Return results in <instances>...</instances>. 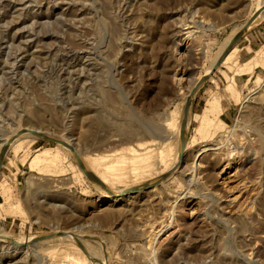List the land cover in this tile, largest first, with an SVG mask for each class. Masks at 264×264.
I'll use <instances>...</instances> for the list:
<instances>
[{
  "label": "rangeland",
  "instance_id": "1",
  "mask_svg": "<svg viewBox=\"0 0 264 264\" xmlns=\"http://www.w3.org/2000/svg\"><path fill=\"white\" fill-rule=\"evenodd\" d=\"M261 1H5L4 6L17 9L8 16L0 9V17L6 15L0 18V31L25 38L31 33L34 41L25 62H17L20 69L12 60L16 51L0 48L8 74L0 78V146L13 133L29 136L33 130L71 145L82 161L88 150L106 158L147 147L158 153L147 134L152 129L157 143L175 155L187 92ZM39 10L53 18L35 27L29 15ZM67 11L80 15L74 19ZM23 19L28 23L16 27ZM185 34L191 40L184 41ZM177 42L183 47L176 54ZM234 49V59L214 69L191 99L186 148L192 165L205 145L231 131L221 155H241L230 171L236 182L230 186L244 182L248 187L238 204L226 205L228 193L218 178L223 166L211 161L213 153L204 157V168L191 185L187 173L179 174L156 184V194L150 185L138 200L99 204L97 197L106 194L79 178L70 150L25 137L23 148L8 151L0 168V234L25 244L34 239L10 264H70L60 251L76 246L73 239L106 264H264V21L244 32ZM76 55L85 61L67 67L63 59ZM261 58V65L251 66ZM174 68L186 72L179 89L172 80ZM11 78L19 84L11 85ZM216 95L221 105L209 112L207 135L199 136L196 130ZM172 114L176 126L168 130L165 121ZM58 149L57 173L45 169L48 163L32 164L40 152ZM134 184L131 178L120 187ZM185 194L188 198L182 199ZM240 206H248L250 215L241 213ZM150 223L169 227L153 250L140 232L142 224ZM55 234L61 239L39 240Z\"/></svg>",
  "mask_w": 264,
  "mask_h": 264
},
{
  "label": "bare ground",
  "instance_id": "2",
  "mask_svg": "<svg viewBox=\"0 0 264 264\" xmlns=\"http://www.w3.org/2000/svg\"><path fill=\"white\" fill-rule=\"evenodd\" d=\"M8 0H0V9L4 8L7 10L6 14L8 16L9 10H15L17 7L14 5H5L4 2ZM264 5V0L261 1L260 6L262 7ZM259 6V7H260ZM26 8V7H25ZM259 9V8H258ZM67 16L73 17L76 19L80 12H74L69 13L66 12ZM254 16V15H253ZM6 15H2L0 18H5ZM29 18L31 19V22L33 23V26H40L47 22H49L53 17L51 15L43 14L40 10L39 13L30 14ZM96 19V18H95ZM252 19V18H251ZM249 20V22L251 21ZM28 20L23 19L20 20L19 23L16 24V27L22 26L24 23L27 24ZM264 21V9L261 12V14L257 17L253 25L250 27L244 26L241 28L237 35L242 33L244 31L245 33L250 31V29L256 27L261 22ZM248 22V23H249ZM247 29V30H246ZM0 34L2 36V39L4 42L0 44L1 50L4 52L15 50V56L12 58L14 59L15 64L18 66L17 69H20L22 65H20L17 62L24 63L23 60H25V57L30 53L33 46L34 38L32 37L31 33H28V37L21 36L19 34H12V32L7 29L0 31ZM244 33H242L243 35ZM236 35V36H237ZM186 40H191L190 34H185ZM235 36V37H236ZM234 37V38H235ZM233 38V39H234ZM30 40V41H28ZM233 41V40H231ZM232 43V42H231ZM226 45V47L223 49V52L219 55L218 59L213 63V65L209 68V70L206 72L204 76L201 78H198V80L191 86L189 91L187 92L186 98L191 97L192 91L199 86L204 81L208 80L211 76L212 71L217 67L220 58L224 54V52L229 48V45ZM175 45H173V48ZM182 45L177 42L176 48H174V52L177 54L182 49ZM83 49H81L82 51ZM225 50V51H224ZM2 52V53H3ZM237 53V49H234L232 53L225 59V63H228L234 59V55ZM63 61L66 63L67 67L70 68H76L79 66L83 61H85V57L82 55H76V56H66ZM263 62V58L257 59L256 63L254 64V61L252 62L251 66L254 67L261 65ZM20 65V67H19ZM221 65L218 67L220 68ZM5 66L2 65L1 59H0V78L1 76H7L8 74L4 72ZM7 72L10 73V70L7 69ZM173 76L172 80L175 83V86L179 89L181 85L184 82L185 78V70L183 68L173 69L172 70ZM11 85L19 84L17 81L15 82L12 78L10 79ZM178 95L181 96V91L178 92ZM186 100V102H187ZM185 102V105H186ZM221 105V97L218 95L214 96L213 99L209 102L207 110L204 112L202 116V121L200 127L196 130L197 134L199 136H206L207 132L210 128L211 120L209 118V112L215 111L216 108H218ZM183 119L180 122L179 130L177 132V136L180 137V147L178 151L174 154L171 153V150L168 145L163 146V144H158L157 140L158 138H155L153 136L152 129L151 132H148V135H152L149 137L150 141H152V146H158L159 152L157 153L156 150H151L152 147H147L145 150L137 151L134 149H128L126 151H123L121 154L110 156L108 158L101 156V155H92L90 153V150H88L87 155L85 156V160L82 161L81 156L79 153H77L76 149L72 147L71 145L67 144L64 141L57 140V144L61 146V148H66L70 150L77 161L78 167H76L78 171V176L81 180H86L95 185L96 187L100 188L105 196L97 197L96 202L99 204H121L124 202L123 200H138L139 198H142L144 194H147L145 192V189L149 187L150 185H154L151 190V194H156L157 192H160L159 186L156 184H159L163 179H167L169 177H176L179 174H186L187 173V183L191 185L193 182L195 175L198 174L200 169H203L204 166L202 165V161L204 160V157L206 155H209L213 153V159L211 161H217L223 166V169L218 174L219 178V185L223 186L228 193V196L226 198V205L231 207L235 204H238L242 198L243 195H245V191L248 189L247 185L244 184V182L238 183L236 186H230L232 184H235L234 181L235 175L231 174V170L235 167V165H238L240 161L241 155H234L230 152L225 153L224 155H221V152L223 153L225 147L228 145V139L231 131H227L225 135H222L221 139L217 141L216 144H207L205 145L195 156L193 160V164L190 165L187 163V153L188 148L187 144H184V141H186V137L189 134V123L188 116L185 112V106L183 110ZM166 122V128L168 130L175 129L176 126V119L173 116V114L167 118ZM220 128V127H218ZM165 129V130H167ZM227 129V128H226ZM164 130V131H165ZM229 130V129H228ZM33 131V130H32ZM31 132V131H29ZM36 131H33L34 133ZM40 133V132H37ZM156 134H158L156 132ZM17 134L13 133L10 135L9 138H7L1 147L0 151V166L2 164V160L6 158L7 152L14 150L16 152L20 151L23 146L27 143L25 137H36L39 138L37 135H31L27 134L29 136H16ZM43 135V134H42ZM164 140V139H163ZM114 140L113 142H115ZM161 141V140H160ZM156 142V144H155ZM165 141H162L164 143ZM186 149V150H185ZM60 150H46L44 152H40L37 156H35L32 159V164H38L39 162L48 163L45 168L47 171L52 172L55 171L57 173L58 164L61 162L60 158ZM79 156V157H78ZM82 161L81 163L78 162V159ZM84 168V169H83ZM157 171V172H155ZM132 174V177H131ZM92 176L94 180H96L95 183L91 181L89 178ZM86 178V179H85ZM131 178L134 179L135 183L133 186L128 187H120L122 184H126ZM162 183L161 185H163ZM1 187V184H0ZM133 190H137V192H133ZM136 194V195H135ZM211 196H215V193H210ZM188 195L185 194L182 199H186ZM240 212L250 215L251 209L248 206H240ZM141 237H144V242L146 245V248L148 250H153L155 246L158 245L159 237L162 236L164 231L168 229L169 227L166 226H159L157 228L154 227V224H142L140 227ZM158 230V231H156ZM43 238V237H42ZM61 239V238H57ZM73 239V238H72ZM38 240V239H37ZM34 239L29 240L26 244L21 242H13L8 236L0 234V264H10L12 261L17 257V252L23 251L24 246H27V244H30ZM70 243H74L75 245H67L65 248H63L60 251V256L64 258L68 263L70 264H90V262H96L98 264H106V262L103 259H99L97 255L91 256L86 250L85 247L78 241V239L70 240ZM70 247V248H68ZM176 247V245L174 246ZM88 254V255H87ZM252 255V254H251ZM98 259V260H97ZM97 260V261H96Z\"/></svg>",
  "mask_w": 264,
  "mask_h": 264
},
{
  "label": "water",
  "instance_id": "3",
  "mask_svg": "<svg viewBox=\"0 0 264 264\" xmlns=\"http://www.w3.org/2000/svg\"><path fill=\"white\" fill-rule=\"evenodd\" d=\"M264 9V5L261 7H259V9L255 12L254 16L252 17L251 21L247 24L246 27H250L251 25H253V23L255 22V20L257 19V17L261 14V12L263 11ZM247 30V29H246ZM245 31V30H244ZM244 31H242V33H244ZM242 33H240L239 35H237L232 43L229 45V48L224 52V54L222 55V57L220 58V61L217 65V67L215 69H217L224 61L225 59L229 56V54L233 51V49L235 48V46L239 43V41L241 40L242 38ZM205 83V81L203 83H201L199 86H197L193 91H192V94H191V97L188 98L187 102H186V105H185V112H186V115L188 116L189 114V107H190V102H191V99L192 97L195 95V93L201 88V86ZM187 120H186V125H187ZM33 131L30 132L31 135H37L39 138L38 139H43V140H46V141H51V142H55L57 143L58 141L55 140V139H51L45 135H42L41 133H37V132H34L32 133ZM187 143V137H186V141H184V144L186 145ZM79 157V156H78ZM78 159V158H77ZM4 162V159L2 160V164ZM78 162L81 163L82 161L80 160V158L78 159ZM1 164V166H2ZM83 164V163H81ZM0 166V168H1ZM84 169V168H83ZM91 181H93V183L96 182V180H94V178L92 176H90L89 178ZM134 192H137V190H133V192L131 193H134ZM59 235L58 234H55V235H51V236H47V237H43V238H40L39 240H49V239H53V238H58ZM88 255V254H87Z\"/></svg>",
  "mask_w": 264,
  "mask_h": 264
}]
</instances>
